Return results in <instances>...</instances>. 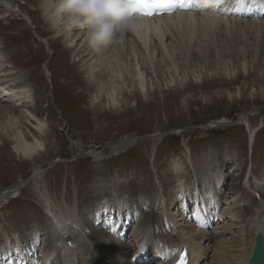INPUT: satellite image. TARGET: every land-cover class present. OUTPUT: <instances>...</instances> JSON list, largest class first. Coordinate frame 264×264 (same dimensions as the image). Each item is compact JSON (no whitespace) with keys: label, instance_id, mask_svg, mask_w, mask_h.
<instances>
[{"label":"rangeland","instance_id":"obj_1","mask_svg":"<svg viewBox=\"0 0 264 264\" xmlns=\"http://www.w3.org/2000/svg\"><path fill=\"white\" fill-rule=\"evenodd\" d=\"M13 5L15 10L10 12L0 6V44L3 42L6 45L4 53L11 54V62L13 59L32 88L38 104L32 102L30 107L39 118L46 120L48 138L44 141L45 144L49 142V149L53 152L48 155L41 152L34 156L35 160L28 162L13 154L9 145L2 149L3 141L0 142V192L21 181L18 183L21 184L19 194L8 199L0 208V235L4 233L0 236L2 242L5 237L12 240V235L23 236L22 232L31 229V222L35 221L38 224L33 229L37 230L39 245L34 247V253L38 254L39 263L41 243L44 244L43 239L49 236L51 224L46 221L47 215L35 190L36 185L39 189L43 186L54 203L66 209L73 208L78 217H82L81 212L89 204L90 210L99 207L103 218L94 220L95 225L90 221L115 241L116 238L123 242L129 239L128 233L135 221V224L144 221L149 225L154 223L157 227L165 213L163 206L167 211L179 213L180 210L170 209L172 204L168 205L174 193L176 202L183 209L191 212L204 210L207 217H217L218 210L213 211V205L204 203L201 195L214 189L212 183L217 177L210 181L208 175H222L223 184L218 192L235 193V206L238 208L234 212L239 214V219L247 218L245 214L252 210L254 202L261 201L264 193V127L258 130L251 142L249 127L238 123V119L243 114L252 126L264 124V52L256 65L258 57L250 62V52L254 50L249 45L250 40L245 44L240 38L237 42L233 40L234 35L230 38L224 34L204 37L201 32L192 38L190 44L185 42L188 46L183 42L170 62L177 67L180 75L184 70L188 74L183 79L182 91L178 92L174 84L168 87L164 80L155 79L153 72V85L146 98L139 100L131 95L133 101L123 103L125 98L122 97L119 107L95 109L87 106L89 89L71 83L74 78L69 74L75 70L71 60H67L60 45L54 42V36L42 34L46 27L36 9L37 4L16 0ZM252 15L249 13L247 17ZM30 17L38 21L32 24ZM49 39H54L51 46ZM19 53L21 56L18 58ZM243 57L249 76L240 74L241 70L236 66L239 64L236 61ZM224 62L229 64L228 70H235L236 79L233 82L223 73ZM191 72L198 73L200 79H192ZM238 90L241 91L240 97L237 96ZM3 120L0 117V122ZM225 120L235 122L225 123L223 127L214 124ZM133 135L143 137L127 150L97 161L91 156V152L97 154L99 151L107 155L108 145ZM176 161L182 172L172 176L171 164ZM37 165L41 174L34 185L33 168ZM247 173L249 182L244 185L243 174L247 176ZM233 178L237 179L233 181ZM178 179L182 181L178 182ZM254 180L262 183V190ZM174 181L175 186L172 187ZM169 187L172 190L165 195ZM252 191L260 197H254ZM111 197L117 201L111 200ZM221 197L222 194H219L222 202ZM241 203H244V208ZM117 219L126 227L123 231L118 229L111 233L106 228L112 227ZM211 224L208 221L205 230L211 229ZM81 227L85 235L96 239L92 226ZM156 227L152 238L154 241L162 240ZM33 229L28 231L29 236H32ZM10 243L12 256H18L15 261L25 264L19 260L22 258L19 255V239L15 237ZM140 245L148 248L145 244ZM211 256L213 254L209 253L207 261L212 259ZM145 259L140 264L152 263L150 259ZM50 262L56 263L54 257Z\"/></svg>","mask_w":264,"mask_h":264},{"label":"bare ground","instance_id":"obj_2","mask_svg":"<svg viewBox=\"0 0 264 264\" xmlns=\"http://www.w3.org/2000/svg\"><path fill=\"white\" fill-rule=\"evenodd\" d=\"M15 1L0 0V6L5 11L10 12L15 10L13 5ZM28 1L37 4L36 9L40 12L41 20L46 27V31L44 33L42 31V34L54 36L55 41L54 39H49V45L51 46V44L57 42L62 51H64L67 60H71L70 64L75 66L74 72L69 74V77L74 78L71 83L73 85L75 83L81 84L83 88L89 89L90 96L87 99V106L95 109L102 106L109 108L119 107L122 97L125 98L123 99V103H125L127 100H132L131 95L139 100L146 98L148 93L151 92L153 85V72H155V79L164 80L167 86L174 84L177 86L175 88L178 92L182 91L183 79L188 74L184 70V73L180 75L177 67L171 65L170 62L174 54L180 51L183 42L190 44L192 38L199 36L201 32H203L204 37H209L210 35L219 37L224 34L226 38H230L234 35L233 40L237 42L240 38L245 44L250 40L249 45L254 49L250 52V62H252L253 58L258 57L256 65L260 63L258 62V60L260 61V54L264 52V0H209L207 4L205 0H193L203 4V7L201 9L199 7L194 13L178 11L166 17L157 18L152 27L145 26L133 30L139 24L136 21L134 27L124 33L120 43L100 52L94 51L88 46L84 39L83 31L80 29H73L60 34L50 30L44 17V0ZM218 2L223 6L218 8ZM249 13L253 15L247 17ZM11 14H14V12H11ZM15 17L17 16L15 15ZM30 20L32 24L38 21L37 18L31 17ZM5 50L6 45L1 42L0 117L4 119L0 122V142L3 141L1 147L5 149L9 145L13 154L15 153L23 160L29 162L30 160H35L34 156H38L41 152L47 155L53 152L49 149L51 146L49 142L47 143V148V144L44 141V138H48V127L46 120L39 118L37 116L38 113H34L33 108L30 107L33 105L32 102L36 101L37 103V100L33 97L32 88L21 74V70L17 69L18 66L13 59L11 62V54L4 53ZM25 52H27V49ZM19 56H21V53H19L18 58ZM236 63H239L236 66L240 68V74L249 76V73H246L247 62L245 58L243 57ZM223 65V73L225 72L232 79L230 81L233 82L236 79L234 76L235 70H228L229 64L226 62ZM19 66L24 69L22 64H19ZM190 74L192 79L199 78L198 73L197 75L194 72ZM157 83L159 82L157 81ZM65 84L68 85L69 83ZM240 93L241 91L238 90L237 96L240 97ZM239 116H237L239 118L238 123L249 127V141L252 139V142V137H255L256 133L259 132L258 130L264 127V124L260 123L259 127L257 124L252 126L249 124L246 115L241 114ZM232 122L235 121L225 120L214 124L223 127L225 123L232 124ZM201 131L204 132L205 129H201ZM127 140L128 138L108 145L109 151L107 155L101 154L99 151L97 154L91 152V156L97 161V159L117 155L126 150L124 143H127ZM171 170L172 176L182 172V168L178 166V161L172 162ZM33 171V176L35 177H32V180L35 183L34 185H36L41 174L39 165L35 166ZM243 175L242 182L245 185L249 182V175L247 173L248 178L246 174ZM213 177H217L212 183L214 189L202 192L201 195L204 203L213 205V211L215 209L218 210L217 217H207L204 210L198 211L195 209L191 212L188 209H183L176 202L174 198L176 193H174L170 198L172 202L168 203V205L170 207L172 204L170 209L180 210V212L167 211L168 209L163 206L165 213L160 218L157 227L154 223L149 225L146 221L137 224H135L137 221L133 222L134 226H131V232L128 233L129 239H126L125 242L119 238H116L115 241L106 232L103 233L104 230L101 227L92 225L90 220L94 224V220L103 218L99 207H94L90 210L89 204L87 209L81 212L83 213L82 217H78L73 212V208L66 209V207L54 203L44 187L42 186L39 189L36 185L35 190H37L42 202L41 205L47 215L46 221L51 224L49 226V236L43 239L44 244L41 243V257L38 264H53L50 262L52 257L56 260L54 264H140L138 261L140 262L141 259L145 258H152V263L150 264H168V260L172 261L177 257V253L182 246L189 252V264H247L252 254L254 236L257 233H261L264 238V193H262L261 201L254 202L255 205L252 210L245 214L247 218L239 219V214L234 212L238 208L235 206L237 202V199L234 198L235 193L228 195L223 194L222 190L218 192L222 187L221 184H223L220 179L222 175H208L210 181ZM236 179L233 178L232 180ZM177 181L182 180L178 179ZM18 183L0 192V208L8 199L15 198L19 194L21 184ZM229 184H232V182ZM255 185L262 190L263 187L260 181H255ZM173 186H175V181L172 184ZM95 189L97 190L98 188ZM170 189L171 187L164 194L169 195ZM219 194H222L220 198L223 199L222 202L219 200ZM92 197H89V199L92 200ZM114 197H111V200L117 201ZM95 200L93 199V201ZM244 203H241L243 208ZM132 208L133 210L135 209V207ZM121 217L125 220L124 215H121ZM127 221L131 220L127 219ZM208 221L212 222L211 229L205 230ZM37 224L32 221L31 229L34 226L36 227ZM81 225L83 227L84 225L92 226L97 235L96 239H90L89 236L85 235ZM125 227L126 225L117 219L112 227L106 229L113 233L117 232L118 229L123 231ZM155 227L156 231L161 233L162 240H153L152 231ZM31 229L29 228L26 232H22L23 236L18 235L20 238L17 235H12L13 241L17 237L21 243L19 255L22 258L19 260H22L25 264H37L39 260V256L36 258L37 253H34V247L39 245L36 240L37 230L33 229L32 236H29L28 231ZM3 234L0 236H4ZM120 235L118 237H121ZM227 236L230 237L227 238ZM232 237L234 238L231 240ZM5 238L4 242L0 238V264L21 263L15 261L18 256H12V252L9 251L12 246L10 243L12 240H8V237ZM139 243L145 244L144 246L147 245L148 248H143L141 245L138 246ZM130 250L132 251L131 253ZM209 253H212L213 256H211V260L207 261ZM146 254L150 256L148 257ZM29 257L33 260L32 263Z\"/></svg>","mask_w":264,"mask_h":264},{"label":"clouds","instance_id":"obj_3","mask_svg":"<svg viewBox=\"0 0 264 264\" xmlns=\"http://www.w3.org/2000/svg\"><path fill=\"white\" fill-rule=\"evenodd\" d=\"M130 12L123 0H44L50 30L60 34L80 29L88 46L97 52L120 43L134 27L136 14Z\"/></svg>","mask_w":264,"mask_h":264},{"label":"snow or ice","instance_id":"obj_4","mask_svg":"<svg viewBox=\"0 0 264 264\" xmlns=\"http://www.w3.org/2000/svg\"><path fill=\"white\" fill-rule=\"evenodd\" d=\"M123 2L130 5V15L140 14L143 16H152L156 15L160 9H164L168 12L177 10L174 6V0H151V3H148L147 0H123ZM177 2L183 4L184 0H177ZM196 6L203 7V4ZM222 6L223 5L221 3H217L218 8ZM177 264H186V250L180 253Z\"/></svg>","mask_w":264,"mask_h":264},{"label":"water","instance_id":"obj_5","mask_svg":"<svg viewBox=\"0 0 264 264\" xmlns=\"http://www.w3.org/2000/svg\"><path fill=\"white\" fill-rule=\"evenodd\" d=\"M211 129V128H210ZM153 135H151L152 137ZM143 135H133L129 136L127 143H124L125 149L132 147L138 139L142 138ZM120 139H118L119 141ZM26 182V181H25ZM247 264H264V238L261 233H257L254 236V245L250 258L247 261Z\"/></svg>","mask_w":264,"mask_h":264}]
</instances>
